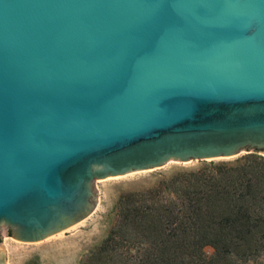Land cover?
<instances>
[{"label": "water", "instance_id": "water-1", "mask_svg": "<svg viewBox=\"0 0 264 264\" xmlns=\"http://www.w3.org/2000/svg\"><path fill=\"white\" fill-rule=\"evenodd\" d=\"M264 156V0H0V236L94 209L93 182Z\"/></svg>", "mask_w": 264, "mask_h": 264}, {"label": "trees", "instance_id": "trees-1", "mask_svg": "<svg viewBox=\"0 0 264 264\" xmlns=\"http://www.w3.org/2000/svg\"><path fill=\"white\" fill-rule=\"evenodd\" d=\"M85 264H263L264 156L177 173L121 195ZM210 245L216 256L203 248Z\"/></svg>", "mask_w": 264, "mask_h": 264}, {"label": "rangeland", "instance_id": "rangeland-1", "mask_svg": "<svg viewBox=\"0 0 264 264\" xmlns=\"http://www.w3.org/2000/svg\"><path fill=\"white\" fill-rule=\"evenodd\" d=\"M247 155L263 156L255 150L228 158L168 161L158 168L141 170L93 182L97 200L93 211L74 226L37 242H22L11 235L0 236V264H85L87 256L101 245L109 230L117 223V203L122 194L154 187L171 176L218 164L234 163ZM204 254L216 256L212 246ZM264 264V256L259 258ZM220 263L227 264L225 260Z\"/></svg>", "mask_w": 264, "mask_h": 264}]
</instances>
